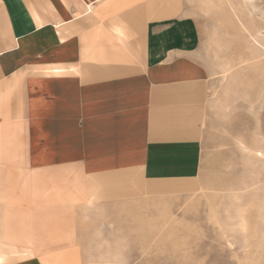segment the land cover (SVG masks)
I'll use <instances>...</instances> for the list:
<instances>
[{
	"label": "crops",
	"instance_id": "0c3cea01",
	"mask_svg": "<svg viewBox=\"0 0 264 264\" xmlns=\"http://www.w3.org/2000/svg\"><path fill=\"white\" fill-rule=\"evenodd\" d=\"M210 86L185 0H0V264L154 231L199 183Z\"/></svg>",
	"mask_w": 264,
	"mask_h": 264
},
{
	"label": "rangeland",
	"instance_id": "374dc122",
	"mask_svg": "<svg viewBox=\"0 0 264 264\" xmlns=\"http://www.w3.org/2000/svg\"><path fill=\"white\" fill-rule=\"evenodd\" d=\"M185 2L211 74L199 183L96 264H264V0Z\"/></svg>",
	"mask_w": 264,
	"mask_h": 264
}]
</instances>
